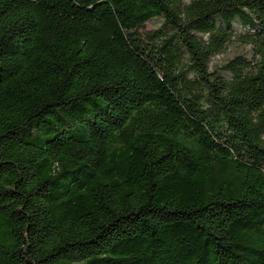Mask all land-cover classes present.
<instances>
[{
	"label": "trees",
	"instance_id": "1",
	"mask_svg": "<svg viewBox=\"0 0 264 264\" xmlns=\"http://www.w3.org/2000/svg\"><path fill=\"white\" fill-rule=\"evenodd\" d=\"M0 264H264V0H0Z\"/></svg>",
	"mask_w": 264,
	"mask_h": 264
},
{
	"label": "rangeland",
	"instance_id": "2",
	"mask_svg": "<svg viewBox=\"0 0 264 264\" xmlns=\"http://www.w3.org/2000/svg\"><path fill=\"white\" fill-rule=\"evenodd\" d=\"M160 25L159 20L152 21L148 24V28H157ZM242 29L236 24L234 28V37L229 43L224 51L220 54L214 56L210 62L211 70H218V74L223 77H228L227 72L220 70V68L230 59L236 55H242L245 51V48L240 44L238 37L241 34Z\"/></svg>",
	"mask_w": 264,
	"mask_h": 264
}]
</instances>
